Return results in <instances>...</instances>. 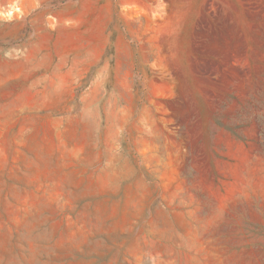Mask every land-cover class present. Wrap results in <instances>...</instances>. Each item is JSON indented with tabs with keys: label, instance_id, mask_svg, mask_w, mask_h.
I'll list each match as a JSON object with an SVG mask.
<instances>
[{
	"label": "rangeland",
	"instance_id": "rangeland-1",
	"mask_svg": "<svg viewBox=\"0 0 264 264\" xmlns=\"http://www.w3.org/2000/svg\"><path fill=\"white\" fill-rule=\"evenodd\" d=\"M22 3L0 264H264V0Z\"/></svg>",
	"mask_w": 264,
	"mask_h": 264
},
{
	"label": "crops",
	"instance_id": "crops-1",
	"mask_svg": "<svg viewBox=\"0 0 264 264\" xmlns=\"http://www.w3.org/2000/svg\"><path fill=\"white\" fill-rule=\"evenodd\" d=\"M17 2V1H16ZM18 2L22 5L23 3H22V0H18ZM45 17L44 16H42V15H37V16H35V17H33V19H30L29 20V23H31V24H37V23H39V24H46V22H45Z\"/></svg>",
	"mask_w": 264,
	"mask_h": 264
},
{
	"label": "bare ground",
	"instance_id": "bare-ground-1",
	"mask_svg": "<svg viewBox=\"0 0 264 264\" xmlns=\"http://www.w3.org/2000/svg\"><path fill=\"white\" fill-rule=\"evenodd\" d=\"M13 10L15 11V12H18V11H20V9H19V7H13Z\"/></svg>",
	"mask_w": 264,
	"mask_h": 264
}]
</instances>
